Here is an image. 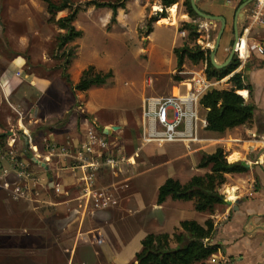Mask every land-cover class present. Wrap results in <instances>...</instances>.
Returning <instances> with one entry per match:
<instances>
[{
	"label": "rangeland",
	"instance_id": "obj_1",
	"mask_svg": "<svg viewBox=\"0 0 264 264\" xmlns=\"http://www.w3.org/2000/svg\"><path fill=\"white\" fill-rule=\"evenodd\" d=\"M99 1L120 4L126 0ZM155 1L150 0V4L154 5ZM56 2L59 3V0ZM73 2V10L78 8L80 11L74 25L77 30L83 32V36L66 48L73 50L75 57L70 67L64 69L61 68L63 62L54 59L57 39L64 32L50 22L43 0H0V81L8 63L20 56L29 66L26 71L33 73L37 82L49 79L52 82L51 88L56 90L57 95V101L42 105L43 118L40 116L45 120L50 112H54L53 118L56 119L49 117L50 121L46 124L45 121L39 125L28 124L36 151L26 146L27 133L19 132L16 126L11 125L17 124L18 114L6 104L0 107V135H5L0 139V264H135V257L141 251V242L152 231L147 229L148 209L156 206L159 188L168 179L179 181L197 175L195 171L199 169L202 156L212 154L219 148L224 149L228 161L234 163L236 157L230 158L231 155L235 150L242 149L237 146L235 139L264 142L263 105L261 109L257 107L253 121L246 124L245 129L231 130L224 135L204 132L201 134L203 139H213L215 142L192 145L190 150L182 144H150L143 148L138 156L133 157L137 151L134 146L140 141L132 143L127 130L124 139L117 142L121 146L117 151L123 152V158L120 160L124 159L125 162L116 171L105 168L87 170L89 179L86 180L83 179L82 172L72 171V160H62L61 157L46 158L48 145L53 143L60 150L64 147L63 149L74 155L78 152V146L85 141L84 137L78 144L73 140L67 142L65 137L56 143L47 138V133L49 126H54L55 137L60 134L65 136L70 132V135L75 132L78 136L83 129V119L95 117L86 113L89 100L92 111L106 110L100 113L101 118H106L105 120L114 124L118 123V116L127 119L128 129L133 130L139 140L144 97L169 96L174 88L185 91V87L181 85L188 83L189 79L196 78L198 87L204 86L205 80L207 81V65H194L189 61H186L183 72L180 73L186 81H174L173 74L177 71L175 49H171L174 31L159 29L155 54H140V50L146 49L147 44L142 43L132 32L112 33L114 24L112 15L108 17V8H96L90 4L91 0ZM185 2L186 0H183V4ZM183 4L182 10L187 12ZM151 12L153 11H149L144 29L138 30L142 39L146 38ZM171 12L175 16L176 6L171 8ZM70 13L71 11L62 12L57 15L56 20L67 17ZM247 16L245 28H239L240 34H244L252 22ZM166 22L171 23L169 20ZM195 22L196 31L199 33L196 41L187 33L186 37L178 39L175 48L199 45L204 51H211L221 25L215 22L205 27L202 24L209 23L201 18H197ZM183 25L179 26L180 30ZM262 27L264 25L255 26L249 37L247 60L241 62L236 57L239 62L238 69L222 81L212 80L210 91L232 90L230 80L236 74L245 77L246 86L253 84L260 88V93L263 91L264 73L255 74L253 81H249L251 72L264 70V51L260 53L259 49L255 50L257 45H261L264 50V42L261 40L264 37ZM223 41L224 39L219 50L222 54H217L218 64L225 63L231 53V49L225 50ZM246 50L245 45L243 53ZM80 66L84 67V71L93 66L96 72H111L114 77L108 86L92 88L91 93L89 91L81 96L76 91L77 85L73 83L71 89L65 77L69 75L72 81V67H75L73 71L76 72ZM84 71H80L81 77ZM253 93L250 101L256 104ZM27 103L23 104L26 112L30 106ZM48 107L51 109L48 110ZM79 108H82L85 114ZM204 116L206 113L202 110L201 117ZM252 129L257 132L255 139L247 133ZM12 131L18 135L15 141L9 135ZM246 146L242 149L244 154L236 162H246L252 166L257 161L258 153L264 148V143L250 145L254 146L255 153L246 151ZM47 165L52 166L53 170L47 172ZM257 168L254 166L253 174L259 184L254 185L253 190L261 191ZM192 169L195 171L192 172ZM205 171L209 173V170ZM205 175L206 173L197 176ZM226 179L228 184L221 188L220 194L225 200H229L227 192L234 181L227 175ZM66 181L71 184L64 192ZM102 197L109 198L108 203L102 202ZM227 211L226 206L217 207L213 216L217 213L223 215ZM181 212H177L178 215ZM195 214L192 219L200 220V215L197 212ZM208 216L211 215L205 214L204 218ZM156 219L161 221V216H153V226ZM148 220L150 221L149 218ZM99 230L105 234L98 232ZM118 232H121L120 235H113ZM135 241L137 243L134 245ZM173 246H176L175 243ZM243 264L254 262L246 260Z\"/></svg>",
	"mask_w": 264,
	"mask_h": 264
},
{
	"label": "crops",
	"instance_id": "obj_2",
	"mask_svg": "<svg viewBox=\"0 0 264 264\" xmlns=\"http://www.w3.org/2000/svg\"><path fill=\"white\" fill-rule=\"evenodd\" d=\"M242 1L243 0H197V5L199 9L202 10L204 13L212 15V16L224 17L227 20V28L225 31V34L226 32L227 34L226 36L224 34V37H223L225 50L227 51H229L228 49H231L233 46V42L235 38L234 25H235L236 12ZM124 4H125V7L118 10L117 22L114 24L112 33H115V34L116 33L127 34V32L134 33L135 36L139 37L142 43L144 42L147 44L146 49L140 50V54H155L156 37H157V34L159 33L158 32L159 29L167 28L170 31H174L171 49H176L175 47L178 42V39L186 37V34L189 33L187 31H180L179 26L183 24L196 25V22L192 20V18H190L188 12H184L182 10L183 0H178V4L174 5L176 6L175 16L172 12H170V9L174 7L172 6L171 8L166 9L165 18L160 16V14L164 12V8L162 6V0H156L154 5L150 4V0H129V1H125ZM249 9L248 10L246 9L244 11V20H241L239 23L240 30H243L245 28L244 25H245L246 16L248 14ZM150 10L153 12H151L152 16L149 17V20L152 18H156L157 20L153 24V32L149 36L145 35L146 38L143 37L142 39L139 35L138 30L144 29V24L146 20L148 19ZM111 15L113 16V12L112 10L109 9L108 17H110ZM168 20L171 21V23L166 22ZM208 23L209 24H202V25L206 27L207 25L211 24L210 22ZM253 30L254 28L250 31L249 37L253 33ZM262 32H264V27H262ZM261 40L264 42V37ZM258 48H262L263 50V47L261 45L255 46V50H257ZM218 54H222V53L218 52ZM257 54H258V51H257ZM218 58L219 57L216 56L217 62L219 60ZM26 67H29V66L25 64L24 59L20 56L16 57V59H12V61L8 63V67L5 68V71L3 72V75H2V79L0 81V107L6 104L7 106L11 108L13 112L18 114L17 120H16L17 124L16 125L11 124V125L12 127L16 126L17 131L27 133V135H25L26 146L29 147L30 150L36 151L34 143L31 138V134H30L31 130H29L28 124L39 125V123L43 121H45L44 122L45 124L48 123L50 121L49 117H51L52 119L54 116L53 115L54 112H50L47 115L48 118L46 117L45 120L41 119L42 117L41 113L43 110L42 105H45L47 102L57 101L56 100L57 95H56V90L55 89L52 90L51 88L52 82L49 79H42L37 82L35 80L36 76L33 73H28L26 71ZM73 68L75 67H72L71 69L72 82L75 85H78L81 79L80 71L82 70L84 71V67L80 66L79 68L76 69V72L73 71ZM258 73L259 74L264 73V70H258V71L251 72L249 76V81L252 82L253 76ZM190 80L191 79L187 81L189 82ZM185 81L186 80H184L183 82ZM253 89H254L255 100H256L255 105L256 107L261 109V107H263L264 105V88L261 93H260L259 87H256L253 85ZM244 92H247V97L242 96L240 92L238 94L242 96L246 101H249L250 99L249 92L246 90H244ZM77 93L81 94V96L82 94H84L81 92H77ZM178 93H179V89L174 88V91L170 95H175ZM152 97H157V96L144 97L142 100V112L140 116L141 128H140L139 140L135 137L136 136L135 132L133 130L128 129L127 119L122 118V117L120 118L118 116L117 117L118 123L114 124L112 123V121L105 120L106 118L105 119L101 118L100 113L106 110L92 111L89 105L90 100L88 101V104L86 105V110H87L86 113H88L91 116H95V117L91 119L89 118L90 117L89 116L83 119L84 120L82 124L83 129H82V132L79 133L78 136L76 135L75 132H73V134L70 135L71 134L70 132V133H67L65 136L64 135L62 136L60 134L62 138H60L59 135L55 137L56 129L53 130L54 126H51V128L49 126L47 138L52 140L51 142L53 141L56 142L57 140L59 141L63 140L65 137L67 139V142L68 141L71 142V140H73L74 143L76 142V144H78V143H81L79 141H82V137H84L86 141V130H87V127L90 126V127L95 128L98 132H104L109 136L110 149L109 151H106V153L103 154V158H106V159L112 158L114 160H120L121 158H123V155H122L123 152L117 151V148L119 147L121 148V146H119V143L117 142H119L120 140L122 141V139H124V135L127 133V130H128V133L130 134V138H131L130 141H132V143H138L140 141L137 145L135 144L134 146L135 147L134 149L137 151L134 152L133 157L138 156L139 152L143 148H145V147L143 148L141 147L142 145L141 139H142V134H143L144 102L146 99L152 98ZM25 103L30 105L29 109H27V112L25 111L26 109L23 106V104ZM50 109L51 108H49L48 110ZM1 110L2 109L0 108V111ZM79 110H81L82 113L85 114V111H83L82 108H79ZM204 112L207 115V110H205ZM45 113H47V111ZM53 119H56V118H53ZM104 120L107 123H105ZM245 126L246 125L240 126L233 130H238V131L240 129L243 130L245 129ZM0 130H1V126H0ZM204 132H207V131L205 130L202 133ZM247 133H249V135H252L254 139H255V135L257 134V132H255V130L253 129L248 130ZM209 134L215 135L212 133H209ZM9 135L14 141L15 139H18V135L13 131L10 132ZM206 140H209L210 142H215V140L213 139H206ZM234 141H236L237 146L241 147L242 149H244L245 146L247 145L246 151L251 152V153H255V148L254 146H250L251 144L255 143V145H257V144L264 143V142L259 143V141L257 140L245 141L243 138L235 139ZM61 143L63 144L64 142H61ZM61 148L63 149L64 147H61ZM242 149L240 150L238 149L239 151L235 150V153L231 155L230 158L234 156L236 157V160L234 161V163L241 158L242 154H244V150ZM62 160H64V158H62ZM120 165H118L115 169L106 168V167L104 168L116 171V169L119 168ZM254 166L258 167L257 170L259 172L258 175L261 181L260 182L261 191L257 189H255V191L253 190L254 185L256 186L259 184V182L257 181V179L255 178L253 174ZM99 169H103V168H99ZM45 170L47 172H50L53 170V167L47 165L45 167ZM194 171L195 170H193L192 172ZM196 173L197 175H201L204 173L207 174V171L196 169L195 174ZM197 175L187 177L184 180H179V182H181L183 185H186L192 180L193 177ZM227 177L232 182L234 181V184L230 185L231 187L230 190L235 191L234 193L235 200H233L235 201V203L231 200H226V203L229 202L230 204L228 203L226 204L228 211L223 213V215H220L219 213H217L216 216L211 215V216H208L207 218H204L205 214H200L197 212L200 215L201 219L196 221L192 219V216L196 215L195 214L196 210L194 208L193 202L174 201L171 198H169L164 204L159 205L157 203L156 206H153L148 209L147 214L149 216H147V223H148L147 229L150 228L152 230L151 234H169L173 236L177 230L181 229V223L184 221H188V220L196 221L200 225L204 226L208 220L212 219L215 221V235H214V238L211 240V244L213 246H219L220 250L210 259L209 261L210 264H219L222 259L230 260L231 264H243V262L246 260H253L254 264H264V239L262 240V238L264 237V148L261 149V151L258 153L257 161L255 162V164L253 163L252 166L250 165L249 171L247 173L230 174V175H227ZM64 183L66 185V189L64 188V192H65L67 191V188L69 184L71 183L67 181ZM227 184L228 183H226V185ZM102 198H104L101 200L102 202L108 203L109 198L107 197H102ZM157 201H158V196H157ZM185 210L187 211L185 212ZM179 211H182L179 214L180 216L177 213ZM188 212H192L193 214H188ZM154 215L161 216V221L156 219L157 221L156 223H154L155 225L153 226L151 223V220ZM148 218L150 219V221L148 220ZM98 232L105 234V232H103L102 230H99ZM120 233L121 232H118L113 235L114 236L120 235ZM135 243H137V241L134 242V245Z\"/></svg>",
	"mask_w": 264,
	"mask_h": 264
},
{
	"label": "trees",
	"instance_id": "obj_3",
	"mask_svg": "<svg viewBox=\"0 0 264 264\" xmlns=\"http://www.w3.org/2000/svg\"><path fill=\"white\" fill-rule=\"evenodd\" d=\"M74 0H43L47 12L50 16V22L58 26L64 34L58 37V44L55 50V58L61 60V68L67 69L72 64L75 57L73 50L66 48L70 43L82 38L83 32L75 27V22L79 14V9H74ZM129 1V0H126ZM247 0H243V4ZM91 5L96 8H108L112 10V23L117 22L118 10L125 7L124 3H102L99 0H91ZM178 4V0H162L164 12L161 17H166V9ZM184 6L192 18L196 20L198 16L193 11L190 0H186ZM71 11V13L60 20H56L57 15ZM156 18L147 22L146 36L153 32V24ZM197 26L193 24H184L180 31L189 32V37L195 41L199 36L196 31ZM174 55L177 59V71L173 74L175 82H183L180 76L185 67L186 61L194 65L206 64V77L208 81H222L233 74L239 67V62L235 59L227 68L218 70L210 61L211 51H204L199 45L194 47L184 45L182 48H176ZM68 85L73 88V82L69 75H66ZM113 74L96 72L93 66L88 67L82 74L76 91L87 93L92 88H102L109 85L113 79ZM233 85L232 90H212L207 93L202 105L207 110L206 131L212 134L224 135L227 132L251 123L255 117L257 107L252 99L253 86L245 85V77L242 74H236L230 80ZM248 91L249 101H246L238 93L246 97ZM5 135H0L3 139ZM198 168L209 170L205 176H195L192 180L183 185L181 182L168 179L158 192L159 205L164 204L167 199L174 201L193 202L196 212L200 214L215 215L216 208L226 206L224 197L220 194L221 188L226 185V175L245 174L249 171L246 162L230 163L224 149L219 148L212 154H204L199 162ZM215 235V221L208 220L204 226L196 221H184L181 223V229L171 236L169 234H150L141 242V251L137 253L135 264H210V259L218 253L219 246H213L211 240ZM175 243V247L173 244Z\"/></svg>",
	"mask_w": 264,
	"mask_h": 264
},
{
	"label": "built area",
	"instance_id": "obj_4",
	"mask_svg": "<svg viewBox=\"0 0 264 264\" xmlns=\"http://www.w3.org/2000/svg\"><path fill=\"white\" fill-rule=\"evenodd\" d=\"M249 12L248 18L252 22L245 29L244 34H240L239 41L235 44V54L241 62H245L247 60L246 56L249 55L250 31L255 26L261 27L264 25V0H255ZM245 45L247 50L243 53ZM258 49L260 53H263L262 48ZM205 82L204 86L199 85L200 87H198V82L195 78L188 83H182L181 86L185 87V91L179 89V93L175 95L152 97L145 100L141 139L142 148L150 144H182L190 150L192 145L210 142L201 137L202 132L208 126L206 117H201V111H205L202 100L213 86L210 83L211 81L207 80ZM78 147L80 148L74 155L66 149L59 150L57 146L51 144L48 145V154L45 157H61L72 160V171L82 172L84 180L88 179L87 170L104 167L115 169L118 165L125 162L123 160L103 158V154L110 149L109 136L104 132H98L90 126L86 130V141ZM219 264H231V262L228 259H222Z\"/></svg>",
	"mask_w": 264,
	"mask_h": 264
},
{
	"label": "water",
	"instance_id": "obj_5",
	"mask_svg": "<svg viewBox=\"0 0 264 264\" xmlns=\"http://www.w3.org/2000/svg\"><path fill=\"white\" fill-rule=\"evenodd\" d=\"M255 0H247L243 4L239 6L236 12V18H235V25H234V33H235V38H234V46L231 49V53L227 59V61L223 64H218L216 60V56L220 50L221 47V42L224 37L226 28H227V20L224 17H217V16H212L209 14L204 13L202 10L199 9L197 5V0H190L191 7L195 14L198 16V18L204 19L210 23H219L221 25L220 31L218 32L217 39L215 41V44L211 50V55H210V61L211 64L218 70H222L227 68L235 59H236V54H235V44L239 41L240 37V30H239V23L241 20H244V11L251 6L254 3ZM248 168H250V165H248ZM225 203L226 200L224 199ZM230 204L229 202H227ZM226 203V204H227Z\"/></svg>",
	"mask_w": 264,
	"mask_h": 264
},
{
	"label": "bare ground",
	"instance_id": "obj_6",
	"mask_svg": "<svg viewBox=\"0 0 264 264\" xmlns=\"http://www.w3.org/2000/svg\"><path fill=\"white\" fill-rule=\"evenodd\" d=\"M170 12H171V9H170ZM234 193H235V191L230 190V189L228 190L227 194L229 195V200H231V201L235 200Z\"/></svg>",
	"mask_w": 264,
	"mask_h": 264
},
{
	"label": "flooded vegetation",
	"instance_id": "obj_7",
	"mask_svg": "<svg viewBox=\"0 0 264 264\" xmlns=\"http://www.w3.org/2000/svg\"><path fill=\"white\" fill-rule=\"evenodd\" d=\"M233 46H234V42H233ZM233 46H232V47H233ZM231 49H232V48H231Z\"/></svg>",
	"mask_w": 264,
	"mask_h": 264
}]
</instances>
